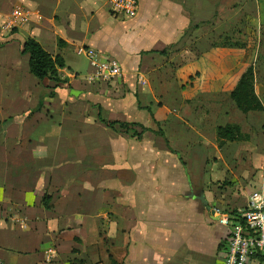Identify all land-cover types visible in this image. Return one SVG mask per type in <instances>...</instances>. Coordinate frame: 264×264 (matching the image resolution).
I'll use <instances>...</instances> for the list:
<instances>
[{
  "label": "crops",
  "instance_id": "1",
  "mask_svg": "<svg viewBox=\"0 0 264 264\" xmlns=\"http://www.w3.org/2000/svg\"><path fill=\"white\" fill-rule=\"evenodd\" d=\"M235 4L138 0L137 14L128 18L114 14L108 0H0V35L16 28L20 37L60 55L59 76L67 79L60 87L40 81L17 42L0 46L1 260L223 264L228 229L217 221L209 196L211 189L216 193L213 181L200 183L201 161L191 152L208 141L210 128L217 140V127L233 124L227 112L236 106L228 91L188 96L179 79L196 71L197 59L218 39L214 35L202 49V29L217 33L211 24L227 11L235 17ZM16 7L27 16L6 28ZM243 7L264 18V0H245ZM80 47L117 61L122 74L89 81V60L82 74L67 59L81 55ZM256 63L254 90L264 113V61ZM119 123L148 130L138 138L139 126ZM209 172L217 173L211 164ZM201 194L210 209L197 198ZM49 248L54 252L46 263Z\"/></svg>",
  "mask_w": 264,
  "mask_h": 264
},
{
  "label": "rangeland",
  "instance_id": "2",
  "mask_svg": "<svg viewBox=\"0 0 264 264\" xmlns=\"http://www.w3.org/2000/svg\"><path fill=\"white\" fill-rule=\"evenodd\" d=\"M235 2V17L227 14L228 11L226 14H221L220 18L223 21L211 24L217 26V33L213 31L206 32L205 29H202L201 38L198 41L202 49H204L216 39L214 35H217L218 38L229 36L233 39H239L246 42L247 47L253 48L255 53L256 50H259L256 61L253 59V62L264 61V18L261 17L263 14L260 12L261 20H259L255 9L249 8L245 13V8H242V5H245V0H235ZM106 15L110 16L109 13H106ZM202 25L208 28L210 24L205 22ZM86 58L84 54L76 55L71 53L67 59L76 63L77 68L84 74L88 69V60ZM179 72L184 75L183 72ZM2 88L0 79V91ZM234 108V112L231 110L227 112L228 117L233 124L238 123L237 121L242 122V126L245 129V131H242L243 133L241 132L243 134L242 139L226 141L219 148L216 145L217 140L214 138L213 129L210 128V131L206 133L208 141L198 143L196 149L191 152L201 161V172L203 175L200 183L202 185L207 183L208 177L213 181L209 187L215 188L216 193L211 189L212 193H209V196L216 203L215 208L220 210L243 206L248 192L264 173V170H262L264 169V113L262 111H254L245 114L236 107ZM239 128L241 131V125ZM179 153L182 155L181 151ZM210 164L211 169L217 171V173L209 172L205 175L206 166ZM215 181L216 183H214Z\"/></svg>",
  "mask_w": 264,
  "mask_h": 264
},
{
  "label": "trees",
  "instance_id": "3",
  "mask_svg": "<svg viewBox=\"0 0 264 264\" xmlns=\"http://www.w3.org/2000/svg\"><path fill=\"white\" fill-rule=\"evenodd\" d=\"M0 40V46L12 42L18 43L19 53L29 57L30 73L40 81L52 80L57 87L67 84V79L61 78L58 72L64 67V60L60 55L49 54L33 38L20 37L16 28L11 29L8 36H0ZM161 53L164 54L165 51H161ZM254 55V49L247 47L246 42L229 36H222L213 42L211 48L197 59L194 64L197 68L196 71L185 80L179 79L180 88L188 96L203 92L228 91L229 97L242 113L262 111L263 105L254 90ZM52 94L49 93V95ZM43 96H41V100ZM99 119L104 122L100 116ZM105 124L113 127L114 122ZM134 125L141 129L140 132H134L138 138H141L142 133L148 130L141 124L119 123V126L124 129H129L130 126ZM216 131L219 147L225 141L241 140L243 137L237 124L219 126ZM156 133L164 137L161 130ZM166 143L169 146L167 140ZM169 149L172 153H176L170 147Z\"/></svg>",
  "mask_w": 264,
  "mask_h": 264
},
{
  "label": "built area",
  "instance_id": "4",
  "mask_svg": "<svg viewBox=\"0 0 264 264\" xmlns=\"http://www.w3.org/2000/svg\"><path fill=\"white\" fill-rule=\"evenodd\" d=\"M112 12L128 18L138 10V0H108ZM27 12L16 7L5 27L16 26L25 20ZM78 54L89 60L91 72L88 80L105 82L122 74L119 63L111 59H101L93 49L80 47ZM217 221L227 227L223 264H250L254 259L264 260V173L248 192L243 206L229 210L214 209ZM54 250L45 252V262L52 261ZM0 264H8L0 259Z\"/></svg>",
  "mask_w": 264,
  "mask_h": 264
},
{
  "label": "water",
  "instance_id": "5",
  "mask_svg": "<svg viewBox=\"0 0 264 264\" xmlns=\"http://www.w3.org/2000/svg\"><path fill=\"white\" fill-rule=\"evenodd\" d=\"M192 197H194V196L192 195ZM197 198L202 202V204L204 206H206L207 209H210V207L208 206L207 201L205 200V197L203 194L197 196Z\"/></svg>",
  "mask_w": 264,
  "mask_h": 264
}]
</instances>
